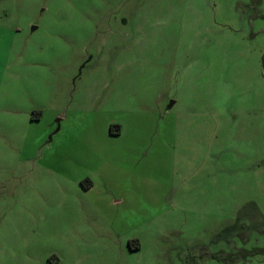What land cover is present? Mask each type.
<instances>
[{
	"label": "rangeland",
	"instance_id": "rangeland-1",
	"mask_svg": "<svg viewBox=\"0 0 264 264\" xmlns=\"http://www.w3.org/2000/svg\"><path fill=\"white\" fill-rule=\"evenodd\" d=\"M254 248L264 0H0V264Z\"/></svg>",
	"mask_w": 264,
	"mask_h": 264
},
{
	"label": "trees",
	"instance_id": "trees-1",
	"mask_svg": "<svg viewBox=\"0 0 264 264\" xmlns=\"http://www.w3.org/2000/svg\"><path fill=\"white\" fill-rule=\"evenodd\" d=\"M110 132H114L112 130V128L110 129ZM244 226V225H243ZM245 227V226H244ZM234 228V227H233ZM241 236H244V233L243 234H240ZM134 249H138V246H136ZM221 254V252H219L218 254H214L212 255V257H214L215 259H217L219 257V255ZM264 254V249H261V248H254L252 250H240L238 252V255L235 256V258H231L229 259L230 261H236L235 259H246V258H252V257H255V256H258V255H262Z\"/></svg>",
	"mask_w": 264,
	"mask_h": 264
},
{
	"label": "crops",
	"instance_id": "crops-1",
	"mask_svg": "<svg viewBox=\"0 0 264 264\" xmlns=\"http://www.w3.org/2000/svg\"><path fill=\"white\" fill-rule=\"evenodd\" d=\"M172 108V105H169L167 108H166V111L167 110H169V109H171ZM165 114H166V112H165ZM59 122V121H58ZM115 128H114V132H110L111 134H110V136H112V137H118V138H120V137H122L123 136V129H124V125L122 124V123H118V124H116V126H114ZM59 128V127H58ZM58 130V129H57ZM115 202H118L119 201V199H115L114 200Z\"/></svg>",
	"mask_w": 264,
	"mask_h": 264
},
{
	"label": "flooded vegetation",
	"instance_id": "flooded-vegetation-1",
	"mask_svg": "<svg viewBox=\"0 0 264 264\" xmlns=\"http://www.w3.org/2000/svg\"><path fill=\"white\" fill-rule=\"evenodd\" d=\"M32 120H37V119H34V118H33Z\"/></svg>",
	"mask_w": 264,
	"mask_h": 264
},
{
	"label": "water",
	"instance_id": "water-1",
	"mask_svg": "<svg viewBox=\"0 0 264 264\" xmlns=\"http://www.w3.org/2000/svg\"><path fill=\"white\" fill-rule=\"evenodd\" d=\"M58 126V125H57ZM57 129H58V127H57Z\"/></svg>",
	"mask_w": 264,
	"mask_h": 264
}]
</instances>
